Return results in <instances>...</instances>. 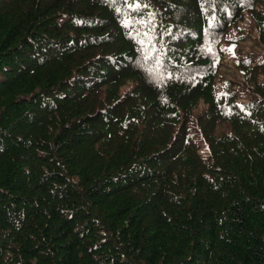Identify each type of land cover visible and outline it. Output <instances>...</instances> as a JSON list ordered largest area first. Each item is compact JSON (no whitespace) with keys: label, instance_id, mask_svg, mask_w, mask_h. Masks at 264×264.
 Wrapping results in <instances>:
<instances>
[{"label":"trees","instance_id":"obj_1","mask_svg":"<svg viewBox=\"0 0 264 264\" xmlns=\"http://www.w3.org/2000/svg\"><path fill=\"white\" fill-rule=\"evenodd\" d=\"M0 264H264V0H0Z\"/></svg>","mask_w":264,"mask_h":264},{"label":"rangeland","instance_id":"obj_2","mask_svg":"<svg viewBox=\"0 0 264 264\" xmlns=\"http://www.w3.org/2000/svg\"><path fill=\"white\" fill-rule=\"evenodd\" d=\"M249 22H250V18L247 17L245 24L247 25V23ZM226 55L229 56V61H230L232 58L230 53H227ZM232 64H233V59H232ZM223 70H225V68H223ZM227 76H228L227 77L228 79L231 77V75H227ZM207 89H208V93L213 94V95L220 93V92H224L226 88L223 84L222 76H218V78H215V79L213 77ZM202 104L203 103H201L199 109L195 111V114H194L195 117L199 115L200 113L199 111L203 108ZM189 137L190 139H192L193 141L197 143V145L201 148L202 156L206 158L209 155L207 145L204 142V139L198 129V126L194 123L193 120H191L189 124Z\"/></svg>","mask_w":264,"mask_h":264},{"label":"snow or ice","instance_id":"obj_3","mask_svg":"<svg viewBox=\"0 0 264 264\" xmlns=\"http://www.w3.org/2000/svg\"><path fill=\"white\" fill-rule=\"evenodd\" d=\"M116 2V0H109V3H115ZM130 7H131V5H129ZM140 4H136L135 5V8H136V10L137 11H139L140 10ZM144 7H148V5L147 4H145L144 5ZM152 16H154L155 15V13H152L151 14ZM128 24H129V22L128 21H125V26L127 27L128 26ZM139 43L140 44H144V41L143 40H141V41H139ZM234 45H233V48L232 49H226V51H232L233 52V55L235 54L234 53ZM154 50V46H153V48H150V49H147L146 51H153ZM208 51L209 52H211L212 51V49L211 48H209L208 49ZM148 59H151V57H149V56H147V55H145L144 57H143V60H148ZM216 62H218V61H216ZM154 63L155 64H159V59L157 58V59H155L154 60ZM245 63H248V61H245ZM146 74L149 76V78H151L154 82L155 81H157L160 77H159V73L154 69V68H147L146 69Z\"/></svg>","mask_w":264,"mask_h":264},{"label":"clouds","instance_id":"obj_4","mask_svg":"<svg viewBox=\"0 0 264 264\" xmlns=\"http://www.w3.org/2000/svg\"><path fill=\"white\" fill-rule=\"evenodd\" d=\"M225 57L227 58V61H226V58H225V62H228L229 61V56L225 55Z\"/></svg>","mask_w":264,"mask_h":264},{"label":"built area","instance_id":"obj_5","mask_svg":"<svg viewBox=\"0 0 264 264\" xmlns=\"http://www.w3.org/2000/svg\"><path fill=\"white\" fill-rule=\"evenodd\" d=\"M226 58V57H225ZM226 61H227V58H226Z\"/></svg>","mask_w":264,"mask_h":264}]
</instances>
